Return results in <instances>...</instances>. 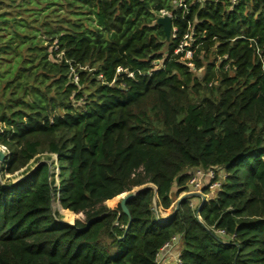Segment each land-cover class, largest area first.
<instances>
[{
    "label": "trees",
    "instance_id": "trees-1",
    "mask_svg": "<svg viewBox=\"0 0 264 264\" xmlns=\"http://www.w3.org/2000/svg\"><path fill=\"white\" fill-rule=\"evenodd\" d=\"M0 144V264H264V0H0Z\"/></svg>",
    "mask_w": 264,
    "mask_h": 264
},
{
    "label": "rangeland",
    "instance_id": "rangeland-1",
    "mask_svg": "<svg viewBox=\"0 0 264 264\" xmlns=\"http://www.w3.org/2000/svg\"><path fill=\"white\" fill-rule=\"evenodd\" d=\"M161 14L163 15V11L161 12ZM166 14H169V13H166ZM189 43L191 44L190 40H188L186 44H189ZM50 155L52 156L51 159H49L50 157H49V154H47V153L40 154L39 155L40 156L39 157V160L38 161H35V162H32L30 166L32 167V169H34L40 162H47V163L50 164L53 161L55 162L54 165H58V163H56L58 161L57 154H50ZM0 163H1V161H0ZM22 170L23 169H21L19 171H16L15 173H8L7 172V173H0V174H1L2 179H3V181L5 183H12V182H17L18 180L22 179L25 176V173H23ZM52 170H53V168H52ZM54 170L56 172V184H59V180H58L59 168L58 167H55ZM195 170L196 169H194L192 171L191 176H190V178H189V180L187 182V186H189L188 187V190L182 191V193L179 195V197H177L175 199V201L173 202V204L171 205L170 208L164 209L161 206H158L157 207L156 206V199H155L154 206L156 208L154 209V211L156 212V214L159 213V215H161V217H166V216L171 215L175 211V209L177 207L178 200L182 196H185V195H186L185 197H187V196L190 197V204L194 207V209L199 208L204 202H206L207 200H211V199H213V197L215 198L217 196V192H218L219 189L218 190H208L207 189V191H204V187L205 186L204 187H201L202 194L201 193L199 194V191H197L196 188L193 189V191H194L193 193L194 194H191L190 193V190H191L192 185H193V184H191V179L194 176V171ZM224 176H225V172L224 173L222 172L221 178H220L221 182L224 179ZM146 186H152L153 188H155V186L150 183V184H146V185H142V186H137V187L133 188L131 192L139 191V190H141L142 188H144ZM175 190H177V187L175 188ZM204 194L206 196V201H203V199H202V195H204ZM121 199H122V197L119 196L118 198H116V200H114L113 203L110 204V203H107V201H106L105 204L110 209H118V207L120 205V202H121ZM52 208H53V211L54 212L60 213L59 214L60 215L59 218L61 219V221L68 222L67 221V219H68L67 218V211H66V209H64L61 206L59 197H56V198L54 197L53 203H52ZM171 242H172L171 246L168 247V248H166L163 252H161V254H160V262H159L160 264H166L165 263L166 259H165L164 256L165 255H168V254L174 256L173 251L176 252L175 253V256H174V260H173V262H170V263L167 262V264H176L175 257L183 249V239H182L181 236H178L177 237V240L175 242L174 241H171ZM162 261H164V263H162Z\"/></svg>",
    "mask_w": 264,
    "mask_h": 264
},
{
    "label": "built area",
    "instance_id": "built-area-1",
    "mask_svg": "<svg viewBox=\"0 0 264 264\" xmlns=\"http://www.w3.org/2000/svg\"><path fill=\"white\" fill-rule=\"evenodd\" d=\"M164 14H166V12H163V15ZM191 54H192V52L190 50H187V53H186L187 57H191ZM0 150L5 152V154L7 155L6 159H8L10 157V154H11L10 150L6 146L0 144ZM56 163H58V161ZM191 184H193V185H192V188L190 190V193H193L194 192L193 189L196 188L197 191H199V194L200 193L202 194L201 187H204V186H208L209 190H218V189L221 190V188H222V182H221L220 178L218 177V170H215V169L206 170V169H203L200 167L196 168V170L194 171V176L191 179ZM202 199H203V201H206L205 194L202 195ZM156 217L158 218V220L164 221L169 216L161 217V215H159V213H157ZM177 237L178 236L173 237V239L171 241L175 242L177 240ZM171 241L166 243V245L162 248V250L158 254V257H157L158 263L160 262L161 252H163L166 248L171 246V244H172ZM175 261H176V264L182 263L181 252L179 254H177V256L175 257Z\"/></svg>",
    "mask_w": 264,
    "mask_h": 264
},
{
    "label": "water",
    "instance_id": "water-1",
    "mask_svg": "<svg viewBox=\"0 0 264 264\" xmlns=\"http://www.w3.org/2000/svg\"><path fill=\"white\" fill-rule=\"evenodd\" d=\"M157 23L163 27L164 32L166 34V37L169 40L171 38L172 30H173L172 15L164 14V15L160 16L158 18V20H157ZM6 158H7V155L5 154V152L0 150V161L5 160ZM137 193H138V191H135V192L129 191V192H124V193L120 194V196L122 197L121 202H120V206H121L122 210L129 216V223L127 225V228L130 226V223L132 221V218H131V215H130V212H129V209H128V206H127V202L130 199L134 198L137 195ZM191 194H194V193H191ZM185 196H182L178 200V204L181 201V199H183ZM176 209H177V207H176ZM117 223H118V219L116 220L114 225H116Z\"/></svg>",
    "mask_w": 264,
    "mask_h": 264
},
{
    "label": "crops",
    "instance_id": "crops-1",
    "mask_svg": "<svg viewBox=\"0 0 264 264\" xmlns=\"http://www.w3.org/2000/svg\"><path fill=\"white\" fill-rule=\"evenodd\" d=\"M175 253H176V252L173 251L174 256H175ZM166 256H167V257H166ZM174 256H173V255H169V254H168V255H165V256H164L165 259H166L165 263L167 264V262H169V263H170V262H173V260H174ZM165 259H164V260H165ZM162 263H164V261H162Z\"/></svg>",
    "mask_w": 264,
    "mask_h": 264
}]
</instances>
